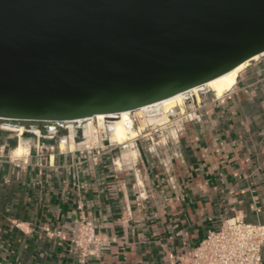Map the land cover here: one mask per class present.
<instances>
[{"label": "crops", "instance_id": "0c3cea01", "mask_svg": "<svg viewBox=\"0 0 264 264\" xmlns=\"http://www.w3.org/2000/svg\"><path fill=\"white\" fill-rule=\"evenodd\" d=\"M191 111L200 119L186 122ZM170 119L129 146L75 136L71 150L59 128L1 132L0 264H190L226 222L264 224V55L222 98L208 90ZM21 139L29 153L14 158ZM86 218L105 243L81 262L72 240Z\"/></svg>", "mask_w": 264, "mask_h": 264}, {"label": "water", "instance_id": "95a60500", "mask_svg": "<svg viewBox=\"0 0 264 264\" xmlns=\"http://www.w3.org/2000/svg\"><path fill=\"white\" fill-rule=\"evenodd\" d=\"M264 54V0H0V123L67 128Z\"/></svg>", "mask_w": 264, "mask_h": 264}, {"label": "bare ground", "instance_id": "6f19581e", "mask_svg": "<svg viewBox=\"0 0 264 264\" xmlns=\"http://www.w3.org/2000/svg\"><path fill=\"white\" fill-rule=\"evenodd\" d=\"M264 55V54H263ZM260 56H256L253 60H257ZM250 61L243 63L234 70L211 80L210 82L198 86L190 91L179 93L171 98L163 100L161 102L155 103L153 105L145 106L135 111H126L120 114L113 115H97L93 118H89L85 121H78L77 125L69 124V139H70V149L74 150L76 148V141L74 140L76 134V128L82 124H85L83 127V133L85 136L84 147L91 145H96L98 140V134L108 133L109 140L112 144L119 146H129L133 140L139 138L146 126H153L155 129L159 127H167L171 124L172 120L170 119V114H176L177 112H184L185 101L188 100L191 96H195L200 99V92L209 90L214 93L215 97L222 98L225 93L231 91L236 85L237 78L248 65ZM177 110V111H176ZM132 114L142 117L145 119V127L136 129L132 126L133 121L130 119ZM114 120L107 125L106 120ZM97 120L98 128L95 127L93 121ZM2 130H8L12 132H18L19 136L24 134V127H16L10 124H0ZM52 128L51 130H54ZM51 132V131H50ZM33 133L40 135V131L33 130ZM82 133V134H83ZM83 142V141H82ZM67 142L63 141L61 143V148H67ZM137 152V151H136ZM136 152H129L130 155L136 157ZM29 153V144L28 142L23 141L22 139L19 142V146L13 151V157L20 158L24 157Z\"/></svg>", "mask_w": 264, "mask_h": 264}, {"label": "built area", "instance_id": "2783aa9c", "mask_svg": "<svg viewBox=\"0 0 264 264\" xmlns=\"http://www.w3.org/2000/svg\"><path fill=\"white\" fill-rule=\"evenodd\" d=\"M190 98L186 101H189ZM186 122L200 119L198 111L183 115ZM3 130L0 127V133ZM50 238L66 241L62 231H47ZM105 240L97 232L94 221L82 219L77 237L72 245L79 254L81 262L96 256ZM264 224L246 223L242 219L226 222L218 231L210 232L188 255L190 264H264Z\"/></svg>", "mask_w": 264, "mask_h": 264}, {"label": "rangeland", "instance_id": "374dc122", "mask_svg": "<svg viewBox=\"0 0 264 264\" xmlns=\"http://www.w3.org/2000/svg\"><path fill=\"white\" fill-rule=\"evenodd\" d=\"M208 90H206V91H203V92H200V94L201 93H205V92H207ZM192 98H195V96L193 95V97L191 96L190 97V100H192ZM187 102L188 101H185V103L187 104ZM177 111V110H176ZM180 116H176V118L175 119H178ZM130 119L133 121V124H132V126L134 127V128H136V129H139V128H141V127H145L146 125H145V119L144 118H142V117H139V116H136V115H134V114H132V117H130ZM112 121H114V120H111V119H107L106 120V122H107V125L108 124H110ZM93 123H94V125H95V127H97L98 128V122H97V120H94L93 121ZM0 124H3V123H0ZM85 126V124H82V125H80L79 127H77L76 128V136H80L82 139H84L85 138V136H84V133H83V127ZM170 127V124L167 126V127H164V128H162V127H159V128H156V129H167V128H169ZM151 129H155L153 126H146L145 127V131L147 132L148 130H151ZM155 129V130H156ZM59 130H60V132L62 133V134H64V133H68L69 132V129H67V128H59ZM8 132V130H3L2 132ZM10 132H12V131H10ZM83 133V134H82ZM145 132H143V134H144ZM1 134V133H0ZM108 135V133L106 132V133H99L98 134V142L96 143V145H98V144H101L102 142H103V140H107V142L108 141H110L109 140V136H107ZM83 142H85V140H83ZM95 145V144H94ZM94 145H91V146H94ZM116 145V144H115ZM88 147V146H87Z\"/></svg>", "mask_w": 264, "mask_h": 264}, {"label": "trees", "instance_id": "16d2710c", "mask_svg": "<svg viewBox=\"0 0 264 264\" xmlns=\"http://www.w3.org/2000/svg\"><path fill=\"white\" fill-rule=\"evenodd\" d=\"M45 129H47V128H44V127H41V128H40L41 131H44Z\"/></svg>", "mask_w": 264, "mask_h": 264}]
</instances>
